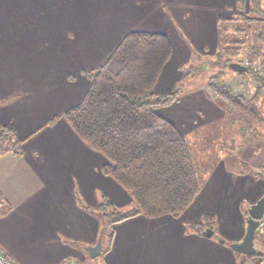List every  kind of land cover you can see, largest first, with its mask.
Returning a JSON list of instances; mask_svg holds the SVG:
<instances>
[{
  "label": "crops",
  "instance_id": "0c3cea01",
  "mask_svg": "<svg viewBox=\"0 0 264 264\" xmlns=\"http://www.w3.org/2000/svg\"><path fill=\"white\" fill-rule=\"evenodd\" d=\"M238 2L0 0V127L9 128L20 143V153L11 151L8 143L7 149H0V249L15 264H66L71 258L81 264H236L237 257L246 260L229 243L240 242L245 234L248 211L243 206L250 207L264 193L260 171L255 177L242 168L258 170L264 163V134L248 131L252 117L246 114L251 106L243 109L240 103H229L210 90V79L182 93L165 117L184 137L215 125L230 112L239 113L243 134L240 139H226L223 154L203 175L198 193L180 215L137 214L116 221L103 237L99 210L103 196L122 211L132 207L133 200L103 172L107 158L89 147L64 116L88 91L89 71L133 31L168 38L172 52L156 83L157 89L168 90L191 50L214 56L220 24L227 25L230 33L235 22L229 20L240 11L247 16L251 0H243L242 8ZM252 18L253 22L242 21L239 27L258 33L264 16L253 14ZM253 43L251 39L241 52ZM257 43L264 51V39ZM243 57L232 62L242 64L248 60ZM243 73L228 75L224 81L235 82L228 88L232 97L240 90L237 83L244 81L253 92L248 101L256 94V84L252 75ZM259 126L255 129H262ZM205 214L220 222L216 238L214 230L207 237L204 230L193 227ZM98 239L100 252L91 257L87 248Z\"/></svg>",
  "mask_w": 264,
  "mask_h": 264
},
{
  "label": "trees",
  "instance_id": "16d2710c",
  "mask_svg": "<svg viewBox=\"0 0 264 264\" xmlns=\"http://www.w3.org/2000/svg\"><path fill=\"white\" fill-rule=\"evenodd\" d=\"M238 1L242 8L243 0ZM261 2L251 0L247 16L238 12L229 22L246 21L248 24L254 21L252 14L264 16ZM250 14L252 16H248ZM228 31L227 25L220 24V43L213 62L228 67L251 39L254 43L246 45L245 57L251 63L264 60V51L257 45V40L264 39V26L258 33L249 32L247 27L232 26L234 37L231 38L233 34ZM245 31L248 33L241 37ZM171 52L172 47L164 34L128 33L100 65L89 71L91 84L84 98L64 114L79 137L107 158L103 172L125 188L133 200L132 207L121 211L103 196L99 204L104 218L101 237L106 222L114 224L137 214L178 216L200 189L185 137L156 109L171 105L179 97L177 90L157 94L152 90ZM245 72L252 75L248 69ZM252 76L256 94L251 100L257 101L258 95L264 92V80L255 74ZM216 82L212 77L208 83L210 90L232 104L240 103L241 108L245 107L238 97H232L229 90L222 91ZM248 111L250 113L251 109ZM6 143L11 151L20 153V143L12 131L0 127V149ZM193 227L202 231L204 224L200 220ZM253 255L256 254L245 256L248 259ZM261 260L260 255L254 258L255 264Z\"/></svg>",
  "mask_w": 264,
  "mask_h": 264
},
{
  "label": "rangeland",
  "instance_id": "374dc122",
  "mask_svg": "<svg viewBox=\"0 0 264 264\" xmlns=\"http://www.w3.org/2000/svg\"><path fill=\"white\" fill-rule=\"evenodd\" d=\"M242 12V11H240ZM243 13V12H242ZM248 14V12H247ZM253 15V14H252ZM251 14L249 16H252ZM229 25V24H228ZM235 26H239L240 22H235ZM230 33L233 34V32L230 31ZM244 33H248L247 31ZM226 35V34H225ZM234 37L233 35H230V38ZM220 43V39L218 40V45ZM218 50V49H217ZM206 51H201V50H191L190 55L187 57V60H185L180 66H179V71L181 74L179 77L174 81V84L172 85L171 88L168 90H162V89H157L156 88V83L160 81V76H158V79L156 83L153 86V92L154 93H164L167 91H179V96L182 95V93H187L191 87H198L200 85H203L204 83L207 82V80H211L212 77L217 81V86L224 91L225 89L228 91V88L234 87L233 84L235 85V82H230V81H224L226 76L228 75H236L238 72L233 71L229 66L228 67H223L221 64H217L213 62L215 60V55L212 57H208ZM216 54V53H215ZM245 55V51L235 57L233 60L234 61H241L244 59L243 55ZM170 59V58H169ZM211 63H210V62ZM168 62V61H167ZM204 64V65H203ZM210 65V66H209ZM245 74L248 76L250 75L249 73ZM243 75V74H242ZM253 75V74H252ZM237 76L240 77V74ZM253 77V76H252ZM259 77V76H258ZM220 82V83H219ZM244 81H239L237 85L241 86L239 91L233 92V96L238 97L241 102H243V106H246L247 109L250 108L251 106V111L247 112V114L242 112L241 114H246V116L252 117V123H248V126L250 129L248 130L250 135L253 134H259L263 135L264 134V92H261L259 98L257 100V104L249 105L251 103H254L252 98L248 99L247 101V96L252 94L253 92L251 91L250 87L243 83ZM229 83V85H228ZM231 86V87H230ZM254 90V88H253ZM256 92V89L254 90ZM179 99V97H178ZM259 101V102H258ZM224 105L223 102L219 101ZM229 102V101H228ZM230 103V102H229ZM247 103V105H245ZM170 106V105H169ZM169 106L163 107L159 106L156 108L158 109V112H162L164 116H168V113L172 112L173 109L170 108ZM260 107V108H259ZM169 109V110H168ZM242 110V109H240ZM254 110V111H253ZM254 113H251V112ZM229 115L231 116H225V118L218 119L215 125H209L205 128V130H202L206 133V137L203 138L202 136V131H198V133H195L193 135H188L185 137L186 142L188 144L189 152L191 159L194 163L195 171L197 174L199 186L202 184L203 180V175L206 174L210 168L213 166V164L218 160L219 155H222L226 144V139L227 138H235V139H240L242 131V127H244V124L241 120V118L238 120L239 113H233L230 112ZM236 120H232L230 118H236ZM234 116V117H232ZM241 116V115H240ZM251 121L250 119H248ZM248 121V122H249ZM259 125L262 126V129H255V127L261 128ZM237 128V129H236ZM240 130H239V129ZM252 129V131H251ZM257 130L261 131L260 133H257ZM245 131V130H244ZM251 131V132H250ZM204 133V134H205ZM245 133V132H244ZM247 133V132H246ZM204 139V140H203ZM208 150L210 152H208ZM208 153V155H207ZM237 164V163H236ZM242 168L248 171L249 173L251 172L255 177L260 176L258 174V171L264 176V163L259 168L258 170H254L251 166H243ZM250 186L248 185V188ZM231 198H233L231 196ZM246 210L248 211L249 205L243 206ZM119 210V209H118ZM128 210V209H127ZM122 211V210H121ZM124 211V210H123ZM126 211V210H125ZM248 215V212H247ZM104 219V218H102ZM202 222L204 224L203 230H214L215 235L213 236L216 238L218 236L217 232H219L221 225L220 222H218V219L214 215L207 214L202 216ZM104 224V220H103ZM112 225L108 222H106V228L104 232V236H107V234H110L112 230ZM212 236V235H211ZM255 247L257 248V251L254 253L256 255L251 256L250 258L246 259L243 264H255L256 261H254V258L257 259L259 255L261 258L264 260V220L260 221V225L257 228L255 232ZM219 242H222V239H218ZM229 243V247H230ZM231 249V248H230ZM253 259V260H252ZM241 261V258L236 259V264H239Z\"/></svg>",
  "mask_w": 264,
  "mask_h": 264
},
{
  "label": "water",
  "instance_id": "95a60500",
  "mask_svg": "<svg viewBox=\"0 0 264 264\" xmlns=\"http://www.w3.org/2000/svg\"><path fill=\"white\" fill-rule=\"evenodd\" d=\"M229 67L235 72H245L246 68L238 63V62H231ZM264 214V193L260 198L257 199L255 203H253L248 209V217L246 220V230L245 234L240 242H233L230 244V248L243 255H250L256 252L254 248V237L257 228L260 225V221ZM213 231L207 229L204 231V235L210 237ZM101 247V241L98 239L95 245L89 246L87 248V252L91 257H95L99 254ZM243 259H241V264Z\"/></svg>",
  "mask_w": 264,
  "mask_h": 264
},
{
  "label": "built area",
  "instance_id": "2783aa9c",
  "mask_svg": "<svg viewBox=\"0 0 264 264\" xmlns=\"http://www.w3.org/2000/svg\"><path fill=\"white\" fill-rule=\"evenodd\" d=\"M242 64L246 69L250 71L251 74H255L264 80V60L262 62H253V63L249 62L248 60H244ZM3 148L7 149L8 144H4ZM261 220H264V214ZM0 264H15V262L0 249ZM66 264H81V263L78 260L71 258L66 261Z\"/></svg>",
  "mask_w": 264,
  "mask_h": 264
}]
</instances>
